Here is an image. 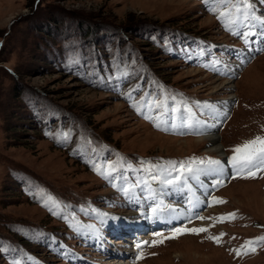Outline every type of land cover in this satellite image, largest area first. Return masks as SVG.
I'll return each mask as SVG.
<instances>
[{
	"label": "rangeland",
	"instance_id": "374dc122",
	"mask_svg": "<svg viewBox=\"0 0 264 264\" xmlns=\"http://www.w3.org/2000/svg\"><path fill=\"white\" fill-rule=\"evenodd\" d=\"M256 136L264 0H0V264H264V169L245 178L228 163ZM209 157L220 173L186 177L210 188L205 219L98 244L99 228L154 219L155 184L181 188L162 181L216 167ZM180 227L207 231L153 244Z\"/></svg>",
	"mask_w": 264,
	"mask_h": 264
},
{
	"label": "snow or ice",
	"instance_id": "6c2138e0",
	"mask_svg": "<svg viewBox=\"0 0 264 264\" xmlns=\"http://www.w3.org/2000/svg\"><path fill=\"white\" fill-rule=\"evenodd\" d=\"M220 4H228L229 0H218ZM245 8L251 7L248 5L246 2L243 5ZM234 8H236L237 12L240 11V5H233ZM214 12L216 11L215 9H212ZM226 15L225 12L221 11L218 13L219 18H223ZM247 18V15H245V19ZM199 103V102H197ZM206 107H214L212 105H208L205 102ZM189 112L191 111L188 109ZM175 111V109H173ZM149 118L150 117H146ZM159 127V124L156 125ZM233 155L229 157L228 163L233 166L237 170V173H241L244 171H247V176L245 178L249 177H255L257 171H260L261 169H264V136H256L255 138L251 140L244 141L243 144L235 146L233 149ZM207 163L208 165H214L216 167H209L207 169H201L197 168L193 170L190 166L185 168L183 164H181L180 169L183 171H187L189 173H192L193 175H198L200 173L206 174V175H211L214 173H220L222 171V166H221V161L215 160L212 158H207L205 160H200L201 164ZM172 163V162H170ZM173 171H178L175 167L173 168ZM152 179H159L158 176H153ZM181 179L180 175H176L172 179H166L163 182L166 184H173L175 181H178ZM217 183H220V181H216ZM214 200H217V198H213ZM217 202L223 203L222 200H217ZM157 208H153L152 212L156 213ZM230 218L234 219L235 218V213H230L228 214ZM198 219H205V217H197ZM207 229L205 228H187V227H180V228H174L172 230V234L168 237H163L162 233H156L155 235L158 237H163L162 239L159 240H154L153 244L156 243H163L165 239H172L176 238L177 236L184 234V233H200V232H205ZM212 239H215L217 243H219V239L217 237H211ZM258 241L264 242V236L256 238ZM147 243V242H145ZM246 246L248 247V251L255 252L256 247L253 246L254 242L252 240L246 241L245 242ZM137 248H140V245H137ZM237 252V254H240V250H234ZM143 258L142 255L138 256L137 259Z\"/></svg>",
	"mask_w": 264,
	"mask_h": 264
},
{
	"label": "bare ground",
	"instance_id": "6f19581e",
	"mask_svg": "<svg viewBox=\"0 0 264 264\" xmlns=\"http://www.w3.org/2000/svg\"><path fill=\"white\" fill-rule=\"evenodd\" d=\"M250 17H252V15H250ZM227 110H229V106H228V101H226V102H224V105H222V108H221V112L222 113H224V112H226ZM217 118H219V117H217ZM218 124H219V122L217 121V120H215V122H213V123H211V124H209V129H210V127H213V128H211L209 131H207V132H209L210 134V136L208 137L207 136V138H209V145H210V147H211V149H214L215 151H217V152H220V147H219V145L217 146V144H216V142H217V137L215 136V134H214V128L215 127H217L218 126ZM217 125V126H216ZM205 127V126H204ZM206 127H207V125H206ZM212 134H214V135H212ZM180 171H182V170H180ZM186 173V174H185ZM187 173H189V172H187V171H183V176L181 177V179L180 180H178V181H175V182H182V181H187L188 182V180H186V177H187ZM178 175H180V173L178 174ZM198 181V180H197ZM156 182V181H155ZM163 182V181H162ZM174 182V183H175ZM186 182V183H187ZM199 182V181H198ZM173 183V184H174ZM192 184V183H191ZM191 184L190 183H188L187 184V187L186 188H182L181 190H179V191H177V192H175L174 193V195H171V194H169V192L168 191H166V190H162L161 189V187L159 186V184L157 185V184H155V195L153 194V197H155L156 198V194L158 193V194H160V192H161V195L158 197V199H164V200H161V201H158L157 202V199H156V203H157V205H158V210H157V212L155 213V218L153 219V224H152V226L154 227L155 225H159V224H165V225H167V224H171V223H176V222H178V221H181V220H183V221H188V222H191V221H193L195 218H197V215H198V212H199V210L201 209V206H203V204H205V199H204V197H205V186H204V188H202V186H200V188L198 187V188H196L195 186H193V184H192V186H193V188H195V189H199V190H204V192H203V194H202V197H203V202H200L199 204H198V206H200L199 207V209L198 210H196L195 211V213H194V208L193 207H191L190 208V205L188 204V200H187V198L189 199H195V195H197V193H195L192 189H191ZM157 191V192H156ZM166 196H168L169 198H171V197H180V198H184L183 199V201H180L179 200V198L177 199V201H178V204H176V206H174L173 204H171V203H169V201H167L166 200ZM163 203V204H162ZM164 203H166V205L164 204ZM169 205H171V206H169ZM161 204V205H160ZM179 205H181V207L179 206ZM180 208H182V210L183 211H186L185 213H183V211L182 210H178V209H180ZM98 214H100L101 215V217L103 218V219H101V218H99L100 220H102V222H104V221H109V220H111V219H113V218H111V216H108V215H110L109 213H106L105 211H98V210H96V215L98 216ZM99 217V216H98ZM106 219V220H105ZM187 219V220H186ZM191 219V220H190ZM134 220H136V219H134ZM133 219L132 220H130L129 222L130 223H132L131 225H132V227L134 226L135 228H137L138 230H139V232H141L140 230L141 229H145V225H141L139 222H137V221H134ZM117 223H121V222H118L117 221ZM108 224V223H107ZM113 224H115V223H113ZM121 224H123V223H121ZM120 224V225H121ZM140 224V225H139ZM112 225V224H111ZM130 226V225H129ZM129 226H124V228L123 229H127L128 230V228H130ZM91 227H94V226H91ZM138 232V233H139ZM100 236H98L97 238H99Z\"/></svg>",
	"mask_w": 264,
	"mask_h": 264
}]
</instances>
